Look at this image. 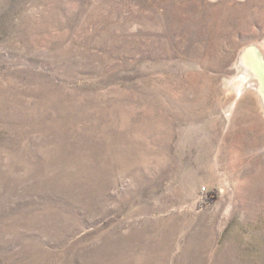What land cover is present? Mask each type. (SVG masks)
Segmentation results:
<instances>
[{
	"label": "rangeland",
	"instance_id": "rangeland-1",
	"mask_svg": "<svg viewBox=\"0 0 264 264\" xmlns=\"http://www.w3.org/2000/svg\"><path fill=\"white\" fill-rule=\"evenodd\" d=\"M252 43L264 0H0V264H264Z\"/></svg>",
	"mask_w": 264,
	"mask_h": 264
},
{
	"label": "bare ground",
	"instance_id": "bare-ground-1",
	"mask_svg": "<svg viewBox=\"0 0 264 264\" xmlns=\"http://www.w3.org/2000/svg\"><path fill=\"white\" fill-rule=\"evenodd\" d=\"M238 61L241 76L240 81L234 84L237 94L250 91L258 98L264 111V46L258 43L245 45L240 51Z\"/></svg>",
	"mask_w": 264,
	"mask_h": 264
}]
</instances>
